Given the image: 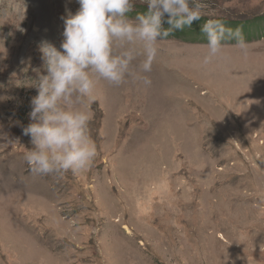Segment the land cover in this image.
I'll use <instances>...</instances> for the list:
<instances>
[{"label":"rangeland","instance_id":"1","mask_svg":"<svg viewBox=\"0 0 264 264\" xmlns=\"http://www.w3.org/2000/svg\"><path fill=\"white\" fill-rule=\"evenodd\" d=\"M7 1L0 264H264V0H198L201 17L245 21V40L222 43L226 35L208 63L207 42L161 39L150 72L142 55L132 64L150 85L99 79L75 105L90 115L96 145L75 174L34 173L22 128L46 74L39 44L59 48L62 17L79 4Z\"/></svg>","mask_w":264,"mask_h":264},{"label":"clouds","instance_id":"2","mask_svg":"<svg viewBox=\"0 0 264 264\" xmlns=\"http://www.w3.org/2000/svg\"><path fill=\"white\" fill-rule=\"evenodd\" d=\"M76 2L78 10L62 17L60 47L48 40L39 44L46 74H40L35 84L38 94L31 99L32 122L22 128L32 144L25 159L34 173L75 174L87 168L96 145L88 134L90 115L75 105L92 97L99 79L120 85L126 76H133L150 85V79L132 71L133 61L142 55L140 69L150 72L157 42L201 18L198 0H143L146 11L134 18L128 14L134 11L135 0ZM165 22L169 27H164ZM201 31L207 37L204 63L221 51L226 35L239 37L238 30L233 33L218 20L207 21ZM6 140L7 134L0 131V141Z\"/></svg>","mask_w":264,"mask_h":264},{"label":"trees","instance_id":"3","mask_svg":"<svg viewBox=\"0 0 264 264\" xmlns=\"http://www.w3.org/2000/svg\"><path fill=\"white\" fill-rule=\"evenodd\" d=\"M147 6L145 5H139L136 6V8H134V11L129 13L128 15L130 17H135V15L138 12H144L146 11ZM215 20L221 21L223 22L224 26L226 29H232L235 30V32L238 30L239 33V37H235L233 36L232 38V42L231 41H223L222 43H235V41L237 40V42L241 43L242 41L245 40V30L243 29L245 25H243V23L245 21L242 20H228L226 18H215ZM207 21H209L207 18L201 17L198 21L194 22L190 27L189 26H185L183 28V30H174L171 32V34L164 38V39H176V40H180L183 42H207V37L206 35L201 31V27L204 23H206ZM164 27L167 28L169 27V25L165 22L164 23ZM233 32V33H235ZM247 35V34H246ZM248 36V35H247Z\"/></svg>","mask_w":264,"mask_h":264},{"label":"bare ground","instance_id":"4","mask_svg":"<svg viewBox=\"0 0 264 264\" xmlns=\"http://www.w3.org/2000/svg\"><path fill=\"white\" fill-rule=\"evenodd\" d=\"M30 1H34V2H36V7L38 8V10H40V9H44V7L41 5L42 4V0H30ZM6 2H8L7 0H5V3ZM34 5V6H35ZM4 6H6L7 8H9L10 7V3L8 2V6L7 5H4ZM1 7V6H0ZM47 9V8H46ZM49 12V11H48ZM39 14V13H38ZM46 16H47V12H45V15H44V18L46 19Z\"/></svg>","mask_w":264,"mask_h":264}]
</instances>
